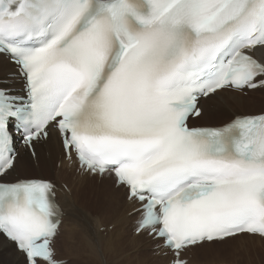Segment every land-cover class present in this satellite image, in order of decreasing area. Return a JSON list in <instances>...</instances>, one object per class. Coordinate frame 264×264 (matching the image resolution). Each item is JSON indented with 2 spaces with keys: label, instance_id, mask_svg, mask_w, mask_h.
I'll use <instances>...</instances> for the list:
<instances>
[{
  "label": "snow or ice",
  "instance_id": "obj_1",
  "mask_svg": "<svg viewBox=\"0 0 264 264\" xmlns=\"http://www.w3.org/2000/svg\"><path fill=\"white\" fill-rule=\"evenodd\" d=\"M0 59L23 79L22 94L0 81V235L25 264H67V210L53 180L7 179L14 124L34 156L54 133L67 167L124 189L167 264L264 243V109L189 126L202 99L264 91V0H0Z\"/></svg>",
  "mask_w": 264,
  "mask_h": 264
},
{
  "label": "bare ground",
  "instance_id": "obj_2",
  "mask_svg": "<svg viewBox=\"0 0 264 264\" xmlns=\"http://www.w3.org/2000/svg\"><path fill=\"white\" fill-rule=\"evenodd\" d=\"M14 72L15 68L12 64L0 59V79ZM11 80L15 81L16 78ZM237 95L229 92L223 93L219 98L202 99L204 114L199 119H192V124L218 126L231 119L233 113L256 114L264 109L263 105L258 110H251L252 107L263 103L261 101L264 99V91L249 92L247 97L240 96L239 99ZM34 151L35 156H32L22 148L18 149L16 168L7 179L44 177L58 185H67L71 189L70 194L63 189L58 190V201L65 206L67 214L61 226L60 236L63 238L61 242H58L60 236L57 238L56 247L67 264H107L105 253H114L115 256V252H119V249L121 251L118 257L122 258L120 264H167V257L161 253H154L159 241L153 240L146 233L136 235L133 232L134 221L138 216L128 214L132 205L126 201L124 189H117L114 186L113 179L80 176L75 171V167H67L62 162L61 142L54 133L49 139L36 142ZM98 219L103 220L108 226L112 225V230L108 229L106 238L97 231ZM80 224L85 231L78 235L74 230ZM92 237L99 241V251L89 243ZM76 238H83L84 241L87 239L88 247L84 246L83 249V245L80 246V243L75 241ZM60 244L62 249L59 248ZM262 262H264V243L249 241H228L224 244L206 246L194 250L191 256L193 264H260ZM0 264H25L23 254L2 235H0Z\"/></svg>",
  "mask_w": 264,
  "mask_h": 264
},
{
  "label": "rangeland",
  "instance_id": "obj_3",
  "mask_svg": "<svg viewBox=\"0 0 264 264\" xmlns=\"http://www.w3.org/2000/svg\"><path fill=\"white\" fill-rule=\"evenodd\" d=\"M254 93H259V91H257V92H254ZM261 102H263L264 103V99L261 101ZM263 103H259V105L258 106H256V107H252L251 108V110H258V109H260V108H262L263 107ZM262 104V105H261ZM261 106V107H260ZM246 111V110H245ZM249 114H253V113H249ZM77 220H79V219H77ZM112 225H110V226H108V229H111L112 230V228H109V227H111ZM85 230L82 228V226H81V224L79 225V226H77L76 227V229L74 230V233H76V234H82V232H84ZM62 238H63V236H60L59 237V240H58V242H61V240H62ZM104 238H106V234H104ZM75 241H77L78 243H80V246L81 245H83L82 246V248L84 249V246L85 247H88V242H87V239H85V241L83 240V238L81 239V238H76V240ZM89 241V240H88ZM89 243H90V241H89ZM86 244V245H85ZM59 248L60 249H62V245L60 244V246H59ZM120 247H118V249H119ZM120 251H121V249H119V252H115V256H114V253H110V252H108V253H105L106 255V259H107V264H110V262H111V264H114V263H116V264H120V262H122L121 261V257H118V255H119V253H120ZM220 255H223V254H220ZM109 258H108V257ZM114 257V258H113ZM112 261H116V262H113L112 263ZM260 264H264V262H262V263H260Z\"/></svg>",
  "mask_w": 264,
  "mask_h": 264
}]
</instances>
